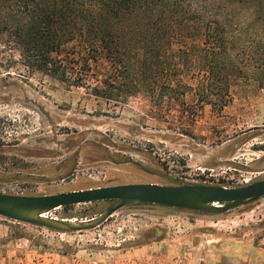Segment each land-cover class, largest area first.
<instances>
[{"label":"rangeland","instance_id":"rangeland-1","mask_svg":"<svg viewBox=\"0 0 264 264\" xmlns=\"http://www.w3.org/2000/svg\"><path fill=\"white\" fill-rule=\"evenodd\" d=\"M163 55L166 62L140 79L109 80L107 61L91 62L81 86L29 75L14 62L0 67V193L129 183L240 187L264 179L260 61H247L230 81L221 110L198 101L194 50L177 45ZM111 203L45 215L81 222ZM0 264H264V197L223 214L134 203L84 231L0 215Z\"/></svg>","mask_w":264,"mask_h":264},{"label":"trees","instance_id":"trees-1","mask_svg":"<svg viewBox=\"0 0 264 264\" xmlns=\"http://www.w3.org/2000/svg\"><path fill=\"white\" fill-rule=\"evenodd\" d=\"M177 45L195 51L198 101L224 109L246 62L264 66V0H0L5 69L81 86L105 60L109 80L140 79Z\"/></svg>","mask_w":264,"mask_h":264},{"label":"water","instance_id":"water-1","mask_svg":"<svg viewBox=\"0 0 264 264\" xmlns=\"http://www.w3.org/2000/svg\"><path fill=\"white\" fill-rule=\"evenodd\" d=\"M264 197V179L240 187L222 185H163L129 183L59 193L16 195L0 193V215L60 231H84L98 227L120 208L134 204H156L210 214H223ZM108 200L112 203L98 216L85 221L42 217L53 209ZM216 203L218 205H216Z\"/></svg>","mask_w":264,"mask_h":264},{"label":"bare ground","instance_id":"bare-ground-1","mask_svg":"<svg viewBox=\"0 0 264 264\" xmlns=\"http://www.w3.org/2000/svg\"><path fill=\"white\" fill-rule=\"evenodd\" d=\"M216 205H218L217 203H216ZM42 217H44V218H46L47 216L45 215V214H42L41 215ZM71 221H73V222H79V223H85V221H76L75 219L74 220H71Z\"/></svg>","mask_w":264,"mask_h":264}]
</instances>
